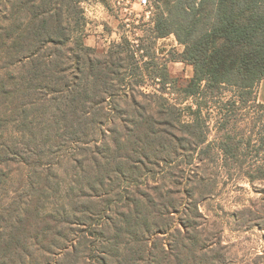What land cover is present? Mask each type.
<instances>
[{"label": "trees", "instance_id": "obj_1", "mask_svg": "<svg viewBox=\"0 0 264 264\" xmlns=\"http://www.w3.org/2000/svg\"><path fill=\"white\" fill-rule=\"evenodd\" d=\"M8 1L10 25L0 33V184L12 163L28 173L27 185L12 192L17 200L0 206V264H183L184 253L173 251L180 235L184 248L195 247L189 206L182 229L170 233L168 217L184 203L167 194L177 190L165 197L155 188L157 200L169 199L155 203L139 189L144 161L167 143L144 115L133 128L122 125V138L108 127L116 119L129 123L128 113L114 101L113 61H100L82 41L79 5L86 0ZM162 1L167 8L154 12L153 33L174 34L185 46L180 61L193 75L183 91L198 110L222 90L247 102L264 79V0ZM167 110L157 109L165 115L157 119L161 126L174 125ZM223 116L225 126L229 117ZM221 149L238 155L227 141ZM256 151L261 161L246 175L264 178V124ZM65 163L68 179L59 172ZM166 234L171 239L164 244Z\"/></svg>", "mask_w": 264, "mask_h": 264}, {"label": "rangeland", "instance_id": "obj_2", "mask_svg": "<svg viewBox=\"0 0 264 264\" xmlns=\"http://www.w3.org/2000/svg\"><path fill=\"white\" fill-rule=\"evenodd\" d=\"M79 6L85 18L82 41L100 61H113L111 69L118 78L113 80L117 89L114 101L120 112L128 113L129 123L116 119L108 127L116 128L122 138V125L133 128L132 121L144 115L158 132L157 139L167 143L165 151L152 152L147 147L152 153L142 162L147 172L144 170L139 189L155 203L160 202L157 187L176 203L183 200L181 211L164 216L172 224L170 233L175 227L182 229L179 220L184 217V205L189 206L192 215L187 218L193 221L196 244L192 251L190 246L184 248L180 235L173 254L184 253L183 264H264V178L246 175L261 161L256 150L258 132L264 124V84L255 86L245 103L237 101L233 91L222 90L198 110L196 100L183 91L193 75L192 66L180 61L185 46L174 34L157 38L153 33L154 12L167 8L162 0H147L146 5L141 0H86ZM10 9L8 0L0 1V33L10 25L5 19L12 16ZM162 108H168L167 117L174 125L157 123V119L164 120L165 115L157 116V109ZM224 113L229 117L225 126ZM180 122L197 127H182ZM225 141L238 153L235 158L222 151ZM167 156L171 162L162 160ZM69 168L65 163L59 169L66 179ZM3 173L9 179L0 184V206L6 207L17 200L13 190L23 181L27 185L28 170L22 163H12ZM167 190L177 193L166 196ZM166 201L169 203L167 198L162 202ZM110 216L116 219L113 211ZM170 239L166 234L162 241L166 244Z\"/></svg>", "mask_w": 264, "mask_h": 264}, {"label": "crops", "instance_id": "obj_3", "mask_svg": "<svg viewBox=\"0 0 264 264\" xmlns=\"http://www.w3.org/2000/svg\"><path fill=\"white\" fill-rule=\"evenodd\" d=\"M263 84H264V79L260 81V85H263ZM260 100H261V98H260ZM263 102H264V100H263Z\"/></svg>", "mask_w": 264, "mask_h": 264}, {"label": "built area", "instance_id": "obj_4", "mask_svg": "<svg viewBox=\"0 0 264 264\" xmlns=\"http://www.w3.org/2000/svg\"><path fill=\"white\" fill-rule=\"evenodd\" d=\"M141 2H142L144 5H146L147 0H141Z\"/></svg>", "mask_w": 264, "mask_h": 264}]
</instances>
